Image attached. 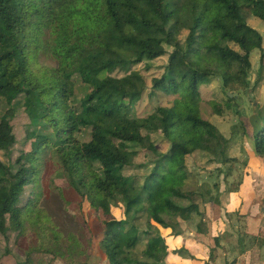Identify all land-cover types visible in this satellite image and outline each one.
<instances>
[{
	"label": "trees",
	"instance_id": "trees-1",
	"mask_svg": "<svg viewBox=\"0 0 264 264\" xmlns=\"http://www.w3.org/2000/svg\"><path fill=\"white\" fill-rule=\"evenodd\" d=\"M250 16L264 22V0H0V152L15 143V108L21 106L35 128L14 163L0 158V233L29 234L35 247L54 257L90 256L77 235L60 232L40 205L41 174L51 162L94 213L106 264L198 261L182 241L180 220L198 214L200 235L206 223L198 199L223 207L195 180L211 172L199 162L234 161L227 154L230 140L200 114V86L220 77L222 88L231 90L228 108L236 101L233 92L247 90L251 52L260 51L261 64L264 58L263 37L247 23ZM41 53L55 66L39 64ZM164 54L175 65L152 77L149 95L162 93L170 102L134 116L147 90L135 66ZM117 70L124 76H113ZM75 76L87 89L77 103ZM261 80L258 74L255 84ZM158 138L168 143L165 150ZM251 144L264 158V118ZM192 181L196 186L189 189ZM116 204L123 207L120 216L113 214ZM219 220L222 227L211 236L216 247L226 228ZM214 246L203 264L212 261ZM32 249L23 264H32Z\"/></svg>",
	"mask_w": 264,
	"mask_h": 264
},
{
	"label": "rangeland",
	"instance_id": "rangeland-1",
	"mask_svg": "<svg viewBox=\"0 0 264 264\" xmlns=\"http://www.w3.org/2000/svg\"><path fill=\"white\" fill-rule=\"evenodd\" d=\"M243 1L237 0L239 3ZM247 23L261 33L264 47V22L257 17L250 16ZM152 45L155 49L160 48L154 41ZM230 46L238 49L232 43ZM167 49L171 51L170 48ZM260 55L258 49L251 52L249 86L247 90L238 88L233 92L236 101L231 108L225 105L226 92L231 93V90L222 88L220 77H214L208 84L200 86V114L216 126L222 139L230 140L229 147L223 144L227 148L228 156L233 157L234 161L228 163L210 160L199 162L200 166L211 172L209 174L201 172L195 176V180L198 184L209 188L211 195L219 196L223 207H220L215 200H208L205 203L198 199L201 216L206 223L202 226L204 232L200 235L196 230L200 221L198 214H193L189 220H180L183 228L182 236L199 239L198 241L196 239L197 242L193 244L184 242L185 247L199 257L198 261L190 264H203L202 259L207 257L209 246H214L211 236L215 226L212 227V225L220 221L219 219L222 220V217L226 228L223 226L218 234L220 245L214 246V256L209 264H264V158L252 155L251 144V136L264 118V58L261 64ZM38 62L49 67L55 66V61L42 53L38 57ZM147 64L150 69L145 70L143 66ZM167 64L174 66L175 61L169 59L168 54H164L153 61L135 66V69H139L145 75L147 90L142 99L133 106L134 116L144 117L151 113L155 106L166 105L170 102V97L162 93L149 95L152 77L160 76ZM261 65L262 69H260ZM174 74H176L175 70ZM258 74L262 80L255 84ZM112 75L118 78L124 76L118 70ZM73 79L75 94L72 102L77 103L85 95L87 89L78 76ZM212 102L219 105L222 115L214 112ZM3 112V108H0V115ZM28 122L23 108L21 106L15 108L14 115L10 118L15 143L7 152H0V158L4 163H14L19 155L28 149L26 139L33 135L35 129ZM81 137L87 140L90 136L82 132ZM158 146L165 150L168 143L158 138ZM230 170L231 174L226 177L225 173ZM194 182L192 181L187 187L189 189L195 187ZM40 183L43 189L41 207L47 211L60 232L65 235L71 233L77 235L90 256L54 257L50 253L39 250L38 244L35 247L36 240L31 235L19 238L13 230H10L7 233L8 237L0 233V264H23L22 261L27 259V251L31 249V246L33 249L28 261L32 264H106L99 246L101 232L95 222V215L89 210L88 204L83 202L68 185L60 167L48 162L42 171ZM31 188V185L26 186L23 201L31 194ZM181 203L186 204L187 202ZM225 206L227 210L224 209ZM112 208L115 216L121 215L123 211L121 205L116 204ZM170 263L182 264L174 260Z\"/></svg>",
	"mask_w": 264,
	"mask_h": 264
},
{
	"label": "crops",
	"instance_id": "crops-1",
	"mask_svg": "<svg viewBox=\"0 0 264 264\" xmlns=\"http://www.w3.org/2000/svg\"><path fill=\"white\" fill-rule=\"evenodd\" d=\"M252 153H253V151H252ZM254 157H256L255 155H254V153L252 154ZM248 172H250V170H248ZM227 206V205H226ZM226 206H225V209L227 210V208H226ZM225 210V211H226ZM222 220H224V218L222 217ZM218 223H219V221L217 222H214L213 223V225H212V227L213 226H217L218 228H220V227H222V226H220V224L218 225ZM214 227V228H215ZM183 234V233H182ZM181 238H182V241H183V243L184 242H188V243H191V244H193V243H196L197 241H196V239L194 238V237H187V238H184V236H181ZM182 264H190V263H192V262H189V261H185V263H184V261L182 260V262H181Z\"/></svg>",
	"mask_w": 264,
	"mask_h": 264
}]
</instances>
